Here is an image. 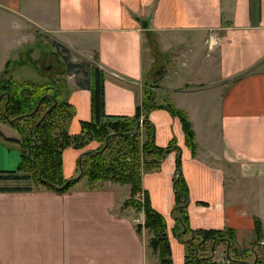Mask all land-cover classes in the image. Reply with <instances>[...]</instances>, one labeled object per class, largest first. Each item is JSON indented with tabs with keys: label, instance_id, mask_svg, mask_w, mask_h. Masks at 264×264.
Listing matches in <instances>:
<instances>
[{
	"label": "crops",
	"instance_id": "0c3cea01",
	"mask_svg": "<svg viewBox=\"0 0 264 264\" xmlns=\"http://www.w3.org/2000/svg\"><path fill=\"white\" fill-rule=\"evenodd\" d=\"M46 37L104 72L106 116L133 117L150 84L159 105L185 111L199 146L195 156L167 108L149 120L157 146L175 140L181 148L190 227L233 229L241 254L255 248L259 218L264 243V0H0V74L8 61L13 78L17 69L34 68V46ZM58 82L73 107L59 123L78 135L92 118L91 92L67 78ZM9 139L20 136L0 122L3 172L21 163ZM100 146L65 149L63 176H77L80 156ZM176 155L142 172L138 195L148 192L165 217L172 260L184 264L185 246L172 231ZM130 192V185L110 181L90 190L85 177L65 194L0 192V264H160L149 246L153 233L137 230L144 212L126 205ZM227 252L225 245L217 249L219 264H251Z\"/></svg>",
	"mask_w": 264,
	"mask_h": 264
},
{
	"label": "trees",
	"instance_id": "16d2710c",
	"mask_svg": "<svg viewBox=\"0 0 264 264\" xmlns=\"http://www.w3.org/2000/svg\"><path fill=\"white\" fill-rule=\"evenodd\" d=\"M93 66V65H91ZM158 67L154 62L153 69ZM80 66L70 64L73 72ZM50 71L48 81H17L12 76V62L8 61L0 74V122L10 125L21 136L18 140L9 139L19 148L21 163L16 171H0V182H32L33 186H0V192L18 193L32 190H50L57 194L73 191L82 177L87 179L89 189L95 190L100 182L110 181L121 185H131L132 198L127 206H134L145 214V223L138 227L153 233L149 246L159 258L160 264H174L172 249L165 217L156 211L148 192H143V201L136 195L143 191L142 172L159 169L162 160L170 153L176 152V176L174 178L175 206L172 216L175 226L172 231L177 234L185 246L184 264H219L217 249L225 245L228 257L233 255L237 261L264 264L263 223L255 219V232L258 238L255 248L239 254L234 249L235 231L194 230L190 227L188 207V185L182 176V154L177 142L172 141L167 147L156 144L155 126L149 120L154 110L167 108L177 117L185 135V144L195 156L199 146L195 131L185 111L174 108L171 104L164 106L156 102L155 92L150 87L145 89V98L137 106L133 117L113 119L105 114V74L94 65L88 80L78 82L81 88L91 92L92 118L81 123V133L71 135L65 125L59 123L69 118L73 107L64 101L58 76L52 79ZM66 73V72H65ZM61 75L64 73L60 72ZM143 127H140L142 115ZM62 133L57 135V129ZM101 146L82 154L78 160V176H63V152L69 147L85 148L90 142ZM35 187V189H34Z\"/></svg>",
	"mask_w": 264,
	"mask_h": 264
},
{
	"label": "rangeland",
	"instance_id": "374dc122",
	"mask_svg": "<svg viewBox=\"0 0 264 264\" xmlns=\"http://www.w3.org/2000/svg\"><path fill=\"white\" fill-rule=\"evenodd\" d=\"M42 35L44 36V34H42ZM43 41L44 42L39 41L36 43V45L34 47L37 48V50L35 51L34 54H31L32 57L30 58V62L34 63L36 66L34 68L25 67V68L17 69L14 72V78L16 80H19V81H22V80L42 81V79H43L42 74L43 75H45L46 73L49 74L50 71H54L52 73L53 75H51L52 79H54L56 77V74H57L58 78L65 79V81L67 78V82L70 81L71 83H74L76 85L78 84V82H81V81L84 82L85 80H88L90 70L94 66L93 63L89 62L90 60L84 59L81 56H79L78 54L69 52L62 45L58 44L57 42H54V40L49 38V37L43 38ZM153 48H154V45H153ZM145 49H146L147 57L150 56L151 55L150 44L148 46L146 45ZM154 54H155V56H156V54L158 56V51L154 52ZM145 60L148 63V58L145 57ZM157 61H158V58H157ZM70 64L78 65V66H80V68L75 69L73 72H70V70L68 69ZM91 64L93 66H91ZM158 66H160V62L158 63ZM60 72H62L64 74L61 75ZM42 82H44V81H42ZM61 125H64V124H61ZM58 128L59 129H57V132H56L57 135L62 133V130L60 129V127H58ZM19 136H20V134H19ZM20 138H21V136H20ZM18 153H19V151H18ZM19 157H20V153H19ZM166 158H164L162 160V162L165 161ZM7 184H9V186L12 184L13 185L18 184L20 186H33L32 182H28V183H25V182H0V186H8ZM130 188H131V192H130L129 200L132 198V187H131V185H130ZM34 189H35V187H34ZM137 197H139L138 194L136 195L135 198H137Z\"/></svg>",
	"mask_w": 264,
	"mask_h": 264
},
{
	"label": "built area",
	"instance_id": "2783aa9c",
	"mask_svg": "<svg viewBox=\"0 0 264 264\" xmlns=\"http://www.w3.org/2000/svg\"><path fill=\"white\" fill-rule=\"evenodd\" d=\"M140 125H143V121H140ZM138 201L142 202L143 201V196L139 195V197H137Z\"/></svg>",
	"mask_w": 264,
	"mask_h": 264
}]
</instances>
